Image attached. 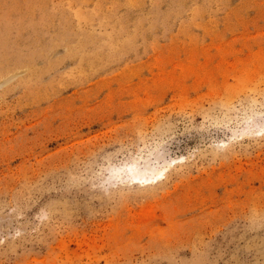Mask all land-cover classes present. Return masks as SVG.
Segmentation results:
<instances>
[{
  "label": "rangeland",
  "instance_id": "374dc122",
  "mask_svg": "<svg viewBox=\"0 0 264 264\" xmlns=\"http://www.w3.org/2000/svg\"><path fill=\"white\" fill-rule=\"evenodd\" d=\"M0 264H264V0H0Z\"/></svg>",
  "mask_w": 264,
  "mask_h": 264
},
{
  "label": "bare ground",
  "instance_id": "6f19581e",
  "mask_svg": "<svg viewBox=\"0 0 264 264\" xmlns=\"http://www.w3.org/2000/svg\"><path fill=\"white\" fill-rule=\"evenodd\" d=\"M115 168V167H114ZM119 170V169H117ZM113 172V171H112ZM126 175L132 179L136 184L149 185L154 184L159 180H162L165 176L166 169H152L149 165L139 167L135 162L131 165H127L125 169ZM115 174V173H114ZM119 174V172H118ZM123 174V173H122ZM122 177V181H123ZM129 178L127 181H129ZM127 179V178H125ZM133 183V182H131Z\"/></svg>",
  "mask_w": 264,
  "mask_h": 264
}]
</instances>
